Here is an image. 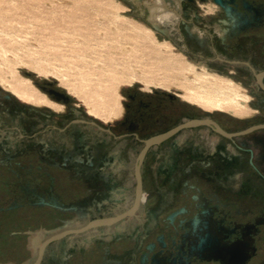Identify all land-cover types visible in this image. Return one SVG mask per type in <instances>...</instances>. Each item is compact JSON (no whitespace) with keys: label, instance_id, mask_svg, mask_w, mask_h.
Segmentation results:
<instances>
[{"label":"flooded vegetation","instance_id":"obj_1","mask_svg":"<svg viewBox=\"0 0 264 264\" xmlns=\"http://www.w3.org/2000/svg\"><path fill=\"white\" fill-rule=\"evenodd\" d=\"M123 2L144 20L154 6L175 12L199 55L217 57L214 69L253 74L263 93L257 112L204 113L173 95L132 89L122 115L104 123L74 113L54 84L39 87L68 111L0 97V264H264V88L256 76L264 73V0H144L143 16ZM76 139L77 152L51 146ZM108 186L123 205L83 225L70 218L86 209L44 202L107 201ZM40 205L61 224H39ZM140 213L147 227L132 231ZM96 219L115 220L88 225ZM195 233H209V248L190 256Z\"/></svg>","mask_w":264,"mask_h":264},{"label":"rangeland","instance_id":"obj_2","mask_svg":"<svg viewBox=\"0 0 264 264\" xmlns=\"http://www.w3.org/2000/svg\"><path fill=\"white\" fill-rule=\"evenodd\" d=\"M158 12L156 29L148 21L152 10L144 20L123 0H0V97L48 104L58 111L56 114L68 111L62 103L49 100L39 87L50 83L72 98L74 113L104 123L122 115L127 92L132 89L170 94L204 113H216L217 109L229 116L255 115L253 103L263 93L254 75L217 71V57L199 55L195 43L179 31L175 12L162 7ZM212 75L231 80L248 100L242 99L240 107L216 108L192 99L189 90L201 86L200 76ZM24 87L32 96L18 94L17 90ZM64 143L54 140L51 146L61 151L58 147L63 145L72 152L82 147L78 139ZM110 187L104 189L103 200L107 201L44 202L64 209H86L87 214L70 218L72 225H83L95 216L121 208V202L111 200ZM49 210L50 205H40L39 224L46 218L50 225H60L63 217ZM128 225L132 231L147 227L141 213ZM46 253L50 258V247Z\"/></svg>","mask_w":264,"mask_h":264},{"label":"bare ground","instance_id":"obj_3","mask_svg":"<svg viewBox=\"0 0 264 264\" xmlns=\"http://www.w3.org/2000/svg\"><path fill=\"white\" fill-rule=\"evenodd\" d=\"M152 16L151 20L156 23V18L159 17L158 12L159 6H154L151 8ZM159 19V18H158ZM207 72V71H206ZM198 78V77H197ZM202 84L199 88H192L189 90V95L192 99L199 101L200 103L207 106H232L240 107L243 105L242 99L248 100L247 96L243 94L231 80H226L222 77L217 76H200ZM10 86V85H9ZM20 89V88H19ZM28 87L21 88L17 90L19 95H30ZM31 100L36 101L32 97Z\"/></svg>","mask_w":264,"mask_h":264},{"label":"water","instance_id":"obj_4","mask_svg":"<svg viewBox=\"0 0 264 264\" xmlns=\"http://www.w3.org/2000/svg\"><path fill=\"white\" fill-rule=\"evenodd\" d=\"M129 2H133L136 5H138V10L140 13V16H143L145 14V2L144 0H126ZM220 2V0H217ZM148 21L152 24V26L154 28H158V24L153 22L151 19H148ZM264 75V73L261 74H256L258 81L260 82V84L262 85V87L264 88V84L261 81L262 76ZM140 188V187H139ZM115 219H96L94 221H91L90 223H88V225L90 226H95V225H100V224H110L112 222H114ZM203 234L202 233H195V239H197V241H200V243H197L196 245H194L191 249H190V256H195V255H199L202 254L203 252L208 251V237H209V233H205L203 235V238L201 237ZM201 257V256H200ZM201 259L203 260V258L201 257ZM204 260H211L208 258H205Z\"/></svg>","mask_w":264,"mask_h":264}]
</instances>
